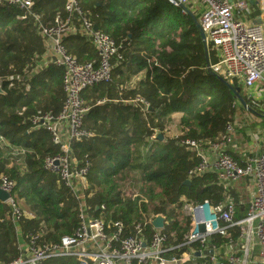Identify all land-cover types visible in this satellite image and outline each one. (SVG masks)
<instances>
[{"label":"trees","instance_id":"1","mask_svg":"<svg viewBox=\"0 0 264 264\" xmlns=\"http://www.w3.org/2000/svg\"><path fill=\"white\" fill-rule=\"evenodd\" d=\"M65 1L32 0L30 12L0 5V85L4 91L0 94V175L15 181L14 195L35 214L14 222L9 207L0 201V262L18 256L17 232L25 237L40 231L45 241L56 242L72 234L79 222L71 191L42 169L44 157L56 153L50 135L42 128H31L30 123L38 111L58 112L63 101L62 67L50 63L37 71L33 57L40 51L38 24L50 25L57 14L64 17ZM77 2L94 25L115 41L124 59L109 81L83 91L89 107L84 127L94 133L91 140L75 147L78 158L89 165L86 201L95 216L101 215L103 204L105 218L120 219L131 228L153 213H162L169 221L167 243H181L191 226L180 212V195L215 204L225 193L212 172L188 177L199 157L181 140L216 139L232 122L238 98L255 114L262 113V107L244 99L241 90L220 81L209 69L217 56L209 46L205 51L196 15L181 14L179 8L163 9L165 0ZM62 43L79 62L96 56L83 35L68 34ZM28 70L34 71L19 84L16 76ZM136 95L150 109L129 103ZM102 98L104 102L98 104ZM175 112L180 113V135L166 137L164 130ZM11 159L20 164H10ZM242 181L234 182L233 192ZM242 215L239 212L237 217ZM145 228L150 234L149 223ZM231 236L236 238V230ZM211 242L226 246L228 239L214 235ZM42 264L73 263L57 257ZM196 264L212 263L198 259Z\"/></svg>","mask_w":264,"mask_h":264},{"label":"built area","instance_id":"2","mask_svg":"<svg viewBox=\"0 0 264 264\" xmlns=\"http://www.w3.org/2000/svg\"><path fill=\"white\" fill-rule=\"evenodd\" d=\"M165 1L179 8L181 14L197 16L206 46L216 52L217 60L208 66L212 72L235 88L243 89L252 102L264 100V0ZM254 1L256 4L251 3ZM0 5L30 12L32 0H0ZM64 10L66 15L57 14L50 25L38 24V35L53 40L50 63L63 69V101L58 112L38 111L30 118V123L31 128H42L50 135L56 153L44 157L42 169L71 191L78 204L79 222L72 234L63 235L56 242L45 241L40 231L28 233L24 244H18V256L0 264H42L57 257L73 264H192L195 252H199L195 264L198 259L212 264H264V150L242 156L233 153L235 139L231 122L214 140H181L199 157V162L188 170V177L212 172L217 184L225 190L224 198L215 204L208 199L193 202L180 195V212L191 226L183 242L167 243L169 221L159 212L133 228L120 219L105 218L103 204L101 215L93 214L86 201L89 165L75 152L76 145L94 137V133L84 127L89 107L83 91L109 81L113 70L122 66L124 59L119 46L102 30L94 28L93 19L77 0H66ZM74 21H78V25ZM68 34H80L89 39L95 48V58L79 62L67 53L62 40ZM32 71L16 76L18 83L24 84L25 76ZM255 87L257 89L253 90ZM103 102L104 98L97 101L98 104ZM129 103L138 104L142 110L149 108L140 95ZM241 178L252 185V193L242 217H237L238 202L233 198L232 186ZM14 188V180L0 175V189L9 193L4 203L10 209L12 220L35 217L29 207L16 198ZM157 214L165 217L159 228L150 223ZM147 223L152 229L150 234L145 228ZM232 230H236L235 239L231 236ZM214 235L226 237L227 245L211 242Z\"/></svg>","mask_w":264,"mask_h":264},{"label":"crops","instance_id":"3","mask_svg":"<svg viewBox=\"0 0 264 264\" xmlns=\"http://www.w3.org/2000/svg\"><path fill=\"white\" fill-rule=\"evenodd\" d=\"M256 4V1L251 2ZM75 25H78V21H74ZM40 37V51H38L34 58L33 66L36 67L37 71H41L42 69H46L48 64L50 63V59L53 56V40L48 37ZM123 66V65H122ZM35 69V70H36ZM143 76L141 73L137 75L136 79ZM256 90L257 87L253 88ZM252 90V91H253ZM259 108L260 106L264 108V100H258L256 103ZM260 109L262 113L255 114L247 108H244L243 111L237 110L235 107V112L233 116V120L231 122L233 126V136H234V144L232 146V152L237 156H242L246 154L258 153L264 150V109ZM177 113V112H175ZM180 116V113H178ZM237 190H234L233 198L238 202V213H244L245 207H242V195H246L248 197L247 203L250 200L252 193V185L248 181H242L237 183ZM246 203V205H247ZM17 238L19 240V244H24L25 237L23 236V232H17ZM257 245H255V251L257 250Z\"/></svg>","mask_w":264,"mask_h":264},{"label":"rangeland","instance_id":"4","mask_svg":"<svg viewBox=\"0 0 264 264\" xmlns=\"http://www.w3.org/2000/svg\"><path fill=\"white\" fill-rule=\"evenodd\" d=\"M163 9H172V6H170V4H168V3L165 1ZM256 13H257V12H256ZM256 13H255V14H256ZM255 14H253V16H254ZM141 75H142V73H141ZM133 81H134V79H133ZM241 89H242V88H241ZM241 94H242V96H243L244 99H247V97L244 95L243 89L241 90ZM246 106H247V105H246ZM235 107H236L237 110L239 109V107H240V108H243V109H239V111H243L244 108L247 110V108H248V107H244V106H242V103H240V101L238 102L237 100H236ZM260 107H261V106H260ZM258 108H259V107H258ZM262 108H263V107H262ZM263 109H264V108H263ZM178 122H179V115H178V113H173V114H172V120L170 121V123H168V126H167L166 129L164 130V135H165L166 137H176V136L180 135L179 124H178ZM10 158H11V156H10ZM13 158H15V157H13ZM10 164L19 165L20 163H19V160H13V159H11V160H10ZM241 200H242V202H243L242 207H245V206H246V203H247V200H248L247 194H246V195H242V199H241ZM20 203H21L22 205H25L26 207H28V204H26L23 200H20Z\"/></svg>","mask_w":264,"mask_h":264},{"label":"water","instance_id":"5","mask_svg":"<svg viewBox=\"0 0 264 264\" xmlns=\"http://www.w3.org/2000/svg\"><path fill=\"white\" fill-rule=\"evenodd\" d=\"M196 24H197V27L199 28V25H198V23L196 22ZM94 28H96V26H94ZM199 30H200V28H199ZM200 34H201V38H202V40H203V44H204V47H205V51L207 52V46H206V44H205V41H204V35H203V33L201 32V30H200ZM218 79L220 80V81H223V82H225V83H227L225 80H223L221 77H219L218 76ZM228 84V83H227ZM230 85V84H229ZM237 91H239L240 89L238 88V87H236L235 88ZM4 94V91L2 90V88H1V86H0V94ZM239 99V101H240V103H242V106H244V107H247L246 106V104H244L243 103V101L240 99V98H238ZM148 109H150V108H148ZM159 139H162V135L161 134H158V136H157ZM189 180H186L185 181V183L186 184H189ZM8 197H9V193L8 192H6V191H4V190H2V189H0V201L1 202H5L7 199H8ZM164 220H165V217L163 216V215H161V214H157L152 220H150V223L152 224V226H154V227H156V228H159V227H162L163 226V222H164ZM199 256V252H195L194 253V256H193V259H192V264H195V261H196V258Z\"/></svg>","mask_w":264,"mask_h":264}]
</instances>
